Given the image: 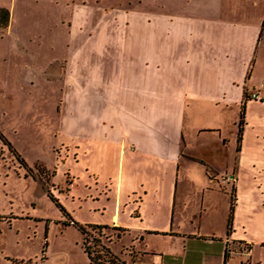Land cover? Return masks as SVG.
Returning <instances> with one entry per match:
<instances>
[{
  "label": "crops",
  "instance_id": "obj_1",
  "mask_svg": "<svg viewBox=\"0 0 264 264\" xmlns=\"http://www.w3.org/2000/svg\"><path fill=\"white\" fill-rule=\"evenodd\" d=\"M56 1L75 3L70 49L56 60L55 73L49 75V64L26 73L31 81L39 73L61 81L59 129L69 136L59 146L73 155L75 166L90 171L96 158L113 174L107 177L113 197L92 194V212L101 219L94 215L83 223L141 236L161 230L184 249H199L201 255L191 260L221 256L222 264H231L230 240L233 250L247 252L251 264L253 247L264 245V38L259 22L225 18L224 6L210 2L204 3V12L181 13L145 9L142 0H0V12L7 11L11 28L19 6L26 20L27 8ZM252 71L261 77L252 80ZM252 93L258 96L247 98ZM189 103H204V128L192 129L187 122ZM213 108L227 110L236 130L207 121ZM76 174L72 184H77ZM190 190L201 196L185 215L188 226L197 220L195 232L180 219ZM71 192L70 187L66 193ZM217 205L224 212L218 236L209 210ZM156 216L164 217L163 226L153 225ZM203 224L207 233L200 232ZM134 252L138 259L147 256Z\"/></svg>",
  "mask_w": 264,
  "mask_h": 264
},
{
  "label": "rangeland",
  "instance_id": "obj_2",
  "mask_svg": "<svg viewBox=\"0 0 264 264\" xmlns=\"http://www.w3.org/2000/svg\"><path fill=\"white\" fill-rule=\"evenodd\" d=\"M121 1L125 3L128 0ZM141 2L145 9L181 13L204 12V3H219L224 6L221 7V15L225 18L259 22L260 39L264 38V0ZM44 5L46 7L27 8L29 18L26 20L19 6L15 9L11 28L6 22L7 11L2 9L0 12V264H10V261L12 264H89L82 249L81 232L73 225H64L67 218L54 199L72 221L90 223L87 220L95 218L94 215L100 218L99 213L92 212V194L100 192L113 197L112 184L107 180L108 175L113 174L102 163L98 164L96 158L89 164L90 171L83 167L78 169L73 155L69 157L59 146L69 136L59 129V104L63 97L61 81L57 77L47 80L41 73L33 76V81L27 78V69L35 65L40 69L49 64V75L55 73L59 65L56 60L67 56L64 50L70 49L66 45L69 43L68 33L72 30L75 3L56 1L45 2ZM8 27L7 33L5 28ZM260 77L259 71H252V80ZM189 106L190 120L187 122L191 128H204L208 116L204 114V103H189ZM210 112L212 114L207 121L223 125L225 131L236 130V125L230 123L231 114L227 110L213 108ZM112 158L116 160V157ZM109 166L114 168L110 161ZM74 174L77 184H72ZM70 187L73 192L66 193ZM188 195L189 200L181 208L180 219L183 226L189 230L194 228L195 232L199 226L197 220L194 219V226H188L185 215L195 208L201 196L194 190H190ZM79 199L87 201L82 203ZM160 204L163 207L164 202L161 200ZM209 210L213 230L218 232V236L224 223L223 209L217 205L216 210ZM163 222V216H156L153 225L163 226ZM208 230L203 224L200 232L207 233ZM149 233L141 236L132 231L121 233L117 229L89 227L86 229V245L93 247L95 243L94 249L104 257L103 247L110 248L116 257L126 260L131 258V250L137 261L147 264L223 262L221 256L213 255L205 256L204 260H191V255H201L199 249L189 245L184 249L165 235L169 233L161 230ZM134 251H145L147 256H139L138 259V253ZM229 257L231 264H248V258L242 255ZM251 264H264V245L253 247Z\"/></svg>",
  "mask_w": 264,
  "mask_h": 264
},
{
  "label": "trees",
  "instance_id": "obj_3",
  "mask_svg": "<svg viewBox=\"0 0 264 264\" xmlns=\"http://www.w3.org/2000/svg\"><path fill=\"white\" fill-rule=\"evenodd\" d=\"M241 114H242V118H243V110H242ZM242 118H241V121H242ZM54 201H55V204L59 207L60 211L63 213V215L67 218V221L64 222V225H73V226L77 227L78 230L81 232V234H82V248H83L84 254L87 256V260H88L89 264H141L139 261L136 260L135 254L131 253V250H130V257L131 258H129V260H126L125 258L120 259V258L116 257L113 254V252L110 250V248H106V247L102 246L104 248V251H105V257H104V255H101L99 253V251L94 249L95 243H94L93 247L86 245L87 239L85 236H86V229L87 228L91 227L92 229H101V228L104 229V228H107L108 226L96 225V224H80V223L74 222L71 220V217L64 210V208L60 205V203L56 199H54ZM232 214H233V201L231 202V206H230L228 225L231 224ZM113 229H117L119 231H124L122 228H119V227L118 228L115 227ZM118 236H119V234H118ZM10 264H12V261H10ZM224 264H225V262H224Z\"/></svg>",
  "mask_w": 264,
  "mask_h": 264
},
{
  "label": "built area",
  "instance_id": "obj_4",
  "mask_svg": "<svg viewBox=\"0 0 264 264\" xmlns=\"http://www.w3.org/2000/svg\"><path fill=\"white\" fill-rule=\"evenodd\" d=\"M251 96L254 98V97H257L258 95L256 94V93H252L251 94ZM231 243V241L229 240L228 241V245L226 246V252L229 254V255H242V256H247L248 254H247V252H240V251H235V250H233L231 247H230V244Z\"/></svg>",
  "mask_w": 264,
  "mask_h": 264
},
{
  "label": "flooded vegetation",
  "instance_id": "obj_5",
  "mask_svg": "<svg viewBox=\"0 0 264 264\" xmlns=\"http://www.w3.org/2000/svg\"><path fill=\"white\" fill-rule=\"evenodd\" d=\"M247 98L251 99V98H253V97H252V96H250V97H249V96H247Z\"/></svg>",
  "mask_w": 264,
  "mask_h": 264
}]
</instances>
